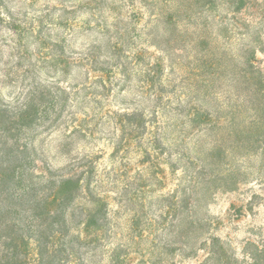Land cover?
Segmentation results:
<instances>
[{
    "label": "rangeland",
    "instance_id": "rangeland-1",
    "mask_svg": "<svg viewBox=\"0 0 264 264\" xmlns=\"http://www.w3.org/2000/svg\"><path fill=\"white\" fill-rule=\"evenodd\" d=\"M162 1L0 0V113L10 118L27 103L38 111L33 125L14 126L23 153L0 154V163L15 159L35 182L92 164L107 203L106 225L75 244L73 264H199L207 250L198 248L212 237L239 259L247 243L264 246V151L238 148L234 157L226 134L187 116L199 102L194 83L215 69L206 64L213 52L223 58L219 101L228 99L229 70L264 34V17L246 12L245 28L229 31L220 48H209L214 26L198 46L172 47L164 24L150 21ZM256 58L264 68V51ZM152 112L157 125L145 131L126 124L132 114L154 120ZM230 166L248 174L246 184L214 189ZM183 194L186 205L176 203ZM87 204L76 200V221Z\"/></svg>",
    "mask_w": 264,
    "mask_h": 264
},
{
    "label": "trees",
    "instance_id": "trees-1",
    "mask_svg": "<svg viewBox=\"0 0 264 264\" xmlns=\"http://www.w3.org/2000/svg\"><path fill=\"white\" fill-rule=\"evenodd\" d=\"M140 5L147 9L146 5ZM151 9L154 12L151 23L162 22L164 31L169 32L167 45L188 44V39V45L194 47L197 43L198 46V41L204 42L207 28L214 26L215 33L209 48H220V40L229 31L245 28L246 12L252 11L260 18L264 17V0H164L153 4ZM210 13H213L210 23L200 22L205 14ZM228 15L231 24L225 21ZM256 33L258 36L253 39L252 49H246L238 66H231L229 70L233 83L228 86L229 92L224 90L228 99L219 101L223 92L220 93L216 87L221 77L219 71L223 67V58L213 52L206 64L215 69L208 79L194 83L193 91L199 95V102L190 108L187 115L194 127L226 134V139H231L229 154L234 157L238 148L240 153L250 155L255 154V148L264 151V68L256 60V53L264 51V34L261 31ZM205 45L208 46L207 43ZM37 112L27 103L10 118L0 113V154L12 159L15 152L23 153L15 139L20 130L14 126L33 125ZM152 116L154 120L147 121L143 115L125 116L126 124L145 131L155 123L156 113L152 112ZM126 124L121 126L124 128ZM161 135H153L155 145L163 140ZM7 139L15 141L9 144ZM142 152L148 153L147 150ZM4 160L7 162L0 163V264H73L78 259L75 244H85L90 236L97 238L106 225L107 203L93 179L95 167L91 164L86 171L45 174L35 182L27 170L21 172V164L11 162L15 159ZM231 167L221 173V184L214 189L235 191L246 184L248 174L238 175L240 170L234 171ZM78 198L88 204L82 208L76 221L74 210ZM254 198L259 196L253 195ZM187 200L183 194L176 203L186 205ZM181 221L184 224L185 219ZM133 229H138V226L134 225ZM137 236L143 237L142 234ZM202 247L205 248L198 249L207 250L204 262L264 264V246L251 242L243 248L241 259L233 252L229 255V246L217 237L209 238V243H202Z\"/></svg>",
    "mask_w": 264,
    "mask_h": 264
}]
</instances>
